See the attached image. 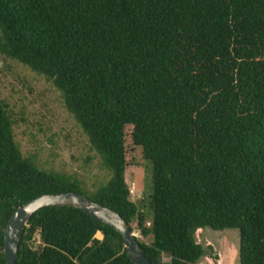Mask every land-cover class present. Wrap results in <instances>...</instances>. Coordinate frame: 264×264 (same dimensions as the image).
<instances>
[{"label": "trees", "instance_id": "1", "mask_svg": "<svg viewBox=\"0 0 264 264\" xmlns=\"http://www.w3.org/2000/svg\"><path fill=\"white\" fill-rule=\"evenodd\" d=\"M0 56L60 92L107 172L88 190L38 167L0 99V264L15 210L63 192L136 222L152 264H196L201 228L238 230L239 264H264V0H0ZM129 143L151 167L149 226ZM17 264L134 263L116 230L52 207L21 232Z\"/></svg>", "mask_w": 264, "mask_h": 264}, {"label": "rangeland", "instance_id": "2", "mask_svg": "<svg viewBox=\"0 0 264 264\" xmlns=\"http://www.w3.org/2000/svg\"><path fill=\"white\" fill-rule=\"evenodd\" d=\"M0 99L8 104L13 115L15 141L23 156H34L38 167L44 170L76 176L88 190L107 178L99 156L65 110L60 92L44 77L0 56ZM127 150L126 183L131 200L146 214L149 226L151 167L142 160L141 150L132 149L130 143ZM132 232L138 241L145 242L136 222L132 224ZM97 237L102 238L100 234ZM194 239L205 252L196 264H239L238 230L201 228L195 231ZM40 246L35 236L34 247Z\"/></svg>", "mask_w": 264, "mask_h": 264}, {"label": "water", "instance_id": "3", "mask_svg": "<svg viewBox=\"0 0 264 264\" xmlns=\"http://www.w3.org/2000/svg\"><path fill=\"white\" fill-rule=\"evenodd\" d=\"M52 207H70L85 212L92 219L113 228L122 236L126 255L134 264H152L129 225L120 215L76 192L42 195L15 210L4 231L3 253L6 264H17L21 232L29 219L38 211Z\"/></svg>", "mask_w": 264, "mask_h": 264}]
</instances>
